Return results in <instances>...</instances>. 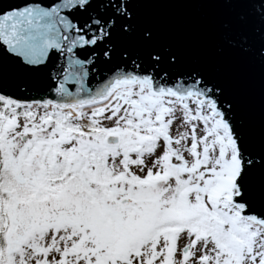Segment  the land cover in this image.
Segmentation results:
<instances>
[{
  "label": "snow or ice",
  "instance_id": "6c2138e0",
  "mask_svg": "<svg viewBox=\"0 0 264 264\" xmlns=\"http://www.w3.org/2000/svg\"><path fill=\"white\" fill-rule=\"evenodd\" d=\"M158 4L235 6L264 64V0H0V264H264V117Z\"/></svg>",
  "mask_w": 264,
  "mask_h": 264
},
{
  "label": "water",
  "instance_id": "95a60500",
  "mask_svg": "<svg viewBox=\"0 0 264 264\" xmlns=\"http://www.w3.org/2000/svg\"><path fill=\"white\" fill-rule=\"evenodd\" d=\"M140 8L144 23L158 31L160 43L182 51L188 64L208 65L227 81L241 97L245 114L258 133L264 117V64L254 55L227 51L219 39L223 25L235 21V6L158 4ZM248 27L258 28L259 22L249 20ZM254 40L259 47L258 32Z\"/></svg>",
  "mask_w": 264,
  "mask_h": 264
}]
</instances>
